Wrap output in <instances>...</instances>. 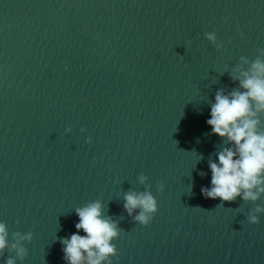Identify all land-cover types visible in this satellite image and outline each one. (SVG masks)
<instances>
[{
	"label": "water",
	"instance_id": "95a60500",
	"mask_svg": "<svg viewBox=\"0 0 264 264\" xmlns=\"http://www.w3.org/2000/svg\"><path fill=\"white\" fill-rule=\"evenodd\" d=\"M261 49L264 0H0V264H68L62 240L96 201L118 225L112 264H264V194L201 191L229 146L206 123L215 94ZM129 192L158 202L149 225Z\"/></svg>",
	"mask_w": 264,
	"mask_h": 264
},
{
	"label": "clouds",
	"instance_id": "9594fccd",
	"mask_svg": "<svg viewBox=\"0 0 264 264\" xmlns=\"http://www.w3.org/2000/svg\"><path fill=\"white\" fill-rule=\"evenodd\" d=\"M206 38L215 42V33H208ZM260 51L264 54V49ZM241 59L243 63L248 62L243 57ZM236 72L239 75L234 73L233 79L239 81V89L227 93L218 90L211 104L210 118L206 123L211 134L229 146L217 152L215 161H209L211 186L201 191L205 198L232 202L240 197L255 202L264 194V130L260 128L259 119V114L264 113V60L258 58L248 71L236 69ZM66 131L71 132V128ZM88 142L91 143V137ZM140 179L143 182L146 177ZM159 190H164L162 182ZM124 199V208L130 216L139 209L134 219L143 226L151 223L158 211V202L150 192H129ZM102 209L99 201L76 209L79 218L75 225L77 231L62 240L64 259L68 264H112L109 257L117 253L111 241L119 236V230L116 222L103 215ZM256 212H264V208L258 206ZM248 222L258 224L259 216H249ZM81 231L84 235L80 234ZM17 236L18 241L32 239L31 233ZM7 237V226L0 223V251L8 247ZM12 248L21 258L25 256L26 249L19 242ZM7 264H15V261L8 259Z\"/></svg>",
	"mask_w": 264,
	"mask_h": 264
}]
</instances>
